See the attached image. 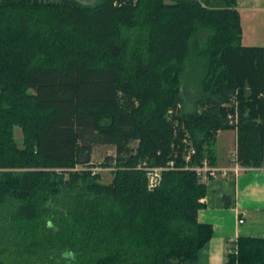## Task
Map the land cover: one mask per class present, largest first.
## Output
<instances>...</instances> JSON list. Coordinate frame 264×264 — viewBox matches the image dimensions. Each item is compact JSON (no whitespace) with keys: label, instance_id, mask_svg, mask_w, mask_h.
I'll list each match as a JSON object with an SVG mask.
<instances>
[{"label":"trees","instance_id":"1","mask_svg":"<svg viewBox=\"0 0 264 264\" xmlns=\"http://www.w3.org/2000/svg\"><path fill=\"white\" fill-rule=\"evenodd\" d=\"M231 128L264 165V47L237 0H0V264H198L214 229L184 138L215 163ZM97 145L111 181L71 169ZM171 160L150 190L138 164ZM236 243L227 264H264V237Z\"/></svg>","mask_w":264,"mask_h":264},{"label":"crops","instance_id":"2","mask_svg":"<svg viewBox=\"0 0 264 264\" xmlns=\"http://www.w3.org/2000/svg\"><path fill=\"white\" fill-rule=\"evenodd\" d=\"M237 8L242 44L264 47V0H237ZM237 143L236 129L219 130L215 163L226 164ZM205 184L207 192L201 199L204 206L198 211V220L212 224L214 231L200 250L198 264H227L230 248L239 237H264V165L250 166L238 175L210 179ZM240 211L247 212L243 223L239 222Z\"/></svg>","mask_w":264,"mask_h":264},{"label":"built area","instance_id":"3","mask_svg":"<svg viewBox=\"0 0 264 264\" xmlns=\"http://www.w3.org/2000/svg\"><path fill=\"white\" fill-rule=\"evenodd\" d=\"M235 111L228 114L229 123L231 125L237 124L238 121V103L235 100ZM183 108V104L178 102L174 107L168 109V116L171 117L177 114ZM186 143V153L184 154V160L186 162L183 169L193 170L197 174L201 182H207L214 178H228L232 175H238L239 173L246 171L248 166L243 165L239 160L238 149L231 151L229 155L228 162L226 164L212 163L208 157H204L200 162L193 163V156L197 153L196 147L193 145L191 139L188 135L184 138ZM138 167L145 171L148 178V188L153 190L161 181L163 171L177 169L175 166V161L171 160L165 166H157L148 164L147 161L140 162ZM73 170H84L89 169L93 174H102L104 171L113 174L116 166L114 164L105 165L103 162L95 163L93 160H88L85 163L77 164L75 167L71 168ZM246 211H240L239 222L243 223L245 221ZM238 251L237 244L231 246L230 253H236Z\"/></svg>","mask_w":264,"mask_h":264},{"label":"rangeland","instance_id":"4","mask_svg":"<svg viewBox=\"0 0 264 264\" xmlns=\"http://www.w3.org/2000/svg\"><path fill=\"white\" fill-rule=\"evenodd\" d=\"M91 1H93V2H91ZM96 1H98V0H95V1L94 0H87L88 3H95ZM190 77L193 79L194 76L192 75ZM189 83H190V81H189ZM172 107H174V106H172ZM15 136H16L17 142L21 145L22 141H23V136H22V131L19 127H16V129H15ZM185 151H186V148H185ZM110 154L111 155L116 154V147L114 145H97L93 149L91 160H93L95 163H99V162L104 163L106 157H108ZM101 175H102V180L106 181V182L110 181L112 179V176H113L110 172H107V171H104V173H102Z\"/></svg>","mask_w":264,"mask_h":264},{"label":"water","instance_id":"5","mask_svg":"<svg viewBox=\"0 0 264 264\" xmlns=\"http://www.w3.org/2000/svg\"><path fill=\"white\" fill-rule=\"evenodd\" d=\"M83 1H86L87 2V0H83ZM95 1V0H94ZM91 2H93V1H91Z\"/></svg>","mask_w":264,"mask_h":264}]
</instances>
